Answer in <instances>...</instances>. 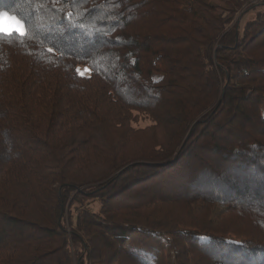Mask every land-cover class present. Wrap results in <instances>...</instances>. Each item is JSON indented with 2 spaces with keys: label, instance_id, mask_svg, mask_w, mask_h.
<instances>
[{
  "label": "trees",
  "instance_id": "trees-1",
  "mask_svg": "<svg viewBox=\"0 0 264 264\" xmlns=\"http://www.w3.org/2000/svg\"><path fill=\"white\" fill-rule=\"evenodd\" d=\"M0 13V264H264V0Z\"/></svg>",
  "mask_w": 264,
  "mask_h": 264
},
{
  "label": "rangeland",
  "instance_id": "rangeland-1",
  "mask_svg": "<svg viewBox=\"0 0 264 264\" xmlns=\"http://www.w3.org/2000/svg\"><path fill=\"white\" fill-rule=\"evenodd\" d=\"M14 31L22 33L24 31L23 23L19 22L17 19L7 13H0V32ZM81 71L86 72L84 69Z\"/></svg>",
  "mask_w": 264,
  "mask_h": 264
}]
</instances>
